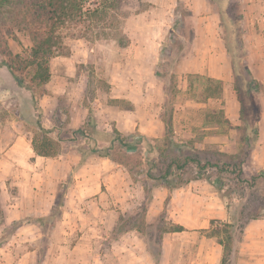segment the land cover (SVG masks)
Returning <instances> with one entry per match:
<instances>
[{
    "label": "rangeland",
    "instance_id": "374dc122",
    "mask_svg": "<svg viewBox=\"0 0 264 264\" xmlns=\"http://www.w3.org/2000/svg\"><path fill=\"white\" fill-rule=\"evenodd\" d=\"M94 1L85 4L83 14L74 24L60 29L62 48L50 58L49 81L33 91L39 105L47 110V119L60 126L50 136L57 140L55 133L59 131L58 136L64 141H57L58 149L63 152L39 158L36 169H29L30 175L24 172L16 178L0 177V182L6 184L0 191V238L11 228L12 221L24 220L13 232L5 233L6 239L0 240V264H207V253L212 254V246L217 242L216 237L207 236L201 228L209 229L211 219L226 221L228 208L239 213L241 221L247 219L248 213L264 209V149L249 152L242 163V181L230 167L219 172L208 166L200 179L174 189L170 199H165V188L156 189L155 202L151 201L145 215L149 225L145 242L135 231L113 238L110 232L120 214L133 212L142 202L139 180L132 179L126 167L143 155L149 156L147 146L136 136L135 146L112 151L122 164L90 161L79 168L73 164V150L83 145L82 140L79 137L73 144L67 143L76 128L67 126V122L92 101L95 111H99L101 127L111 129L117 125L129 139L143 134L165 153L189 154L221 164L232 159L221 152L242 156L244 144L240 137L245 132L244 123L251 119L252 105L241 108L242 120L236 130L225 108L228 97H236V85L227 86L204 73L186 72L184 63L204 66L208 58L201 57L202 54L213 52L216 47L210 39L215 22L211 14L203 13L207 6L196 4L199 0H119L104 18L92 15ZM222 5L219 2L221 11ZM11 9L0 6V158L16 139L25 153L34 132V127L17 113L18 94L24 90L15 74L3 64V41L13 53L22 56L31 45L27 34L12 28ZM223 9L220 35L226 38L238 68L244 71L241 28L239 20H232L241 13L240 4L238 0H228ZM205 18L209 20L201 22ZM193 26L197 28L194 40ZM186 50L194 55L183 62L181 55ZM165 81L173 82L168 84V90L174 141L180 147H170L163 136ZM241 97L238 100L243 103ZM121 107L128 110L122 118L116 116ZM68 150L72 151L65 154ZM150 157L156 159L157 167H163L169 158ZM195 175L187 173L188 177ZM218 176L222 179L219 191L213 183ZM19 180L26 185L14 184ZM60 184L65 189V201L59 208L55 198ZM240 203L242 207H237ZM55 206L63 212L59 218H55L56 212L42 225L31 221L48 214ZM74 213L78 215L73 217ZM179 223L184 231L162 232ZM44 230L48 231L47 246ZM239 236L235 264H264V216L248 220Z\"/></svg>",
    "mask_w": 264,
    "mask_h": 264
},
{
    "label": "trees",
    "instance_id": "16d2710c",
    "mask_svg": "<svg viewBox=\"0 0 264 264\" xmlns=\"http://www.w3.org/2000/svg\"><path fill=\"white\" fill-rule=\"evenodd\" d=\"M216 1L218 2V5L219 2L223 3V7H221L222 11L219 9L221 21L224 14L223 8L226 6L228 0ZM87 2H89V0H0V6L7 5L12 8V15L10 17L12 28L14 27L17 31L27 34L31 42L28 53L25 56H22L19 53H13L6 41H3L1 53L5 57L3 64L15 74V79L18 85L24 90V92L18 94L19 103L17 105V113L24 122L34 127V132L31 137V146L34 153L39 156H54L62 153L63 151L58 149L59 144L57 141L63 142L64 140L58 136L59 131L55 133V135H57V140L50 136L55 129L59 130L60 126L57 124L55 126L53 120H46L49 124L51 122V126L44 124L42 109L39 106L33 91L36 87L42 86L49 81L50 58L61 52L62 48L60 29L66 25L74 24L76 20L79 19L83 14V8ZM118 3L119 0H95L91 8L92 15L104 18L109 10H113L117 7ZM240 18L241 14L238 13L237 18L232 20L235 22L236 20H240ZM230 36H232V33H230ZM240 44L243 46L241 39ZM232 56L234 59V68L236 69L240 65L236 64V58L233 54ZM242 66L245 79L243 80L244 82L237 83L236 89L239 98L242 95V107L246 108L245 104L252 105L250 111L251 119L244 123L243 131L245 132L240 137V142L244 144V147L241 149L242 156L238 157L237 153L227 154L221 152L220 154L232 158L230 161L221 164L202 161L200 158L189 154L178 155L173 153L172 150H170L172 153H165L163 148L151 143L147 137H142L141 134H137L129 139L122 135L115 127H113L110 132L102 131L97 128L98 120L94 111V105L92 104V101L88 103V115L84 124L76 127L72 131L71 137L66 140L67 143L73 144V141H76L81 137V144L83 145L78 147L81 156L78 165H81L87 156L92 153L108 158L114 163L122 164V162L113 157L112 151L118 149L128 150L130 147L135 146L136 144L133 140L136 136L141 137L140 139H142L147 146L149 154L147 157L143 155L141 160L134 165L126 167L131 178L139 180L142 187L143 199L139 205L135 206L133 212L127 213L126 215L125 213L120 214L118 221L114 224L110 232V234L113 235V238H117L129 231H135L141 238H143V241L146 239V236L149 233V225L147 224L145 215L148 206L154 197L155 190L158 188L162 187L167 190L165 198L167 200L169 199L170 192L174 189L188 184L191 180L200 179V174H202L208 166L215 167L219 172L228 171V168L230 167L231 171L237 176L236 178L241 181L243 180L241 177L243 173L242 163L249 154V150L256 141L257 136L255 119L258 116V105L254 104L252 96H250V91L257 90L259 85L254 79L248 77L249 71L247 66ZM167 81L164 83L165 117L162 118L164 125L163 136L169 141L170 147H180V145L174 141L173 107L170 98L171 92L168 90V84H173V82L169 81L167 84ZM154 155H158L161 158H169L163 167H157L159 164L156 159H151L150 157ZM188 171L195 172L196 175L188 177ZM262 173L264 174V172ZM184 174L185 176H183ZM136 176H140V179L136 178ZM256 176L252 179L255 180ZM68 178H70L69 174ZM221 180V177L218 176L216 180L213 181L214 186L218 191L221 190L222 187ZM64 190V187L60 184L55 198V204L58 205L59 208L64 203ZM239 205H237V207H242V203ZM227 210L228 219L226 221L211 219L209 229L201 230L207 232V236L209 237H216V241L222 246L223 254L220 264H235L239 255L241 243V237L239 234L243 233L244 226L248 220L263 217L264 211L261 212L260 210L264 209L248 213V217L244 221L240 220L239 213L231 212L230 208ZM56 212L57 214L55 215L54 213ZM61 213L62 210L59 209L57 211L55 206L48 214L37 216L31 221L40 224L41 222L47 223L52 217H54V215L56 219L59 218ZM23 221L24 220L12 221L13 224L11 225V228L5 230L0 240L6 239L7 235H5V233H7V231L9 233L13 232ZM27 221L30 222V218H28ZM215 223L217 224L216 226H214ZM184 229V226L174 224L168 229H163L162 232H179ZM43 233L44 237H46V240L44 238V246H47L48 231L44 230Z\"/></svg>",
    "mask_w": 264,
    "mask_h": 264
},
{
    "label": "crops",
    "instance_id": "0c3cea01",
    "mask_svg": "<svg viewBox=\"0 0 264 264\" xmlns=\"http://www.w3.org/2000/svg\"><path fill=\"white\" fill-rule=\"evenodd\" d=\"M238 2L241 7V10H240L241 18L239 20V26L241 28L240 39L243 44V63L248 68V71H249L248 77L254 79L259 85V88L257 90L250 91V96H252L254 104L258 105V116L255 119L256 126H257V136H256V141L254 142V144L249 150L251 154V152H253V150L255 151V149L257 148L264 149V0H238ZM196 4H199L201 6H207V10L203 13L211 14V19L213 22H215L216 28L213 30V33L210 39L214 41V44L216 47L213 52L208 50L209 51L208 53L202 54L201 57L208 58L206 65L196 66L194 64H189L188 62V63H184L186 64L185 70L186 72H196V73L207 74V76L213 79L221 80L222 83H224L227 86L231 84L233 85V87H235V85H237L238 82L240 83L244 82L243 81L245 79L243 76L244 71H241L238 68L236 69L234 68V59H233L231 52L228 50L226 39L220 35V12L218 8V2L216 0H199V1H196ZM208 20L209 18H205V19H202L201 22L204 23L205 21H208ZM196 29L197 28L193 26L192 28V31L194 34L193 40L196 38ZM192 55H194L192 54V51L186 50L181 55V58L183 62H185L186 59ZM236 97L235 96L233 97V95L228 97L225 108H226V113L228 114V116L226 115L228 120L233 122L232 124L237 130L238 128L236 127L240 126L241 120H242L240 117L242 103L239 102L238 100L240 98H238L237 92H236ZM236 102H239V107ZM39 106L41 107V105ZM42 108L43 107H41V109ZM46 111L42 109V114L44 117V120H43L44 124L46 120L47 121L49 120L47 119L48 116L46 115L47 114ZM94 111H95V107H94ZM127 111L128 110L121 107L120 110H118L119 115H116V116L122 118L123 114L125 115L128 114V113H125ZM71 114H74V112H71ZM78 114H79L78 115L79 117L76 116L75 119L72 118V116L69 118L67 122V126H71V128L73 126L74 127L80 126L83 123V119L88 115V108H85V107L82 108ZM95 114L98 120L97 128L105 132L112 131L113 127L111 129L110 128L108 129V128L100 126L99 122H101V125H102V121L98 119V115H97L99 114L98 110L97 112L95 111ZM77 118H79L78 119L79 121H77ZM115 120L117 121V119ZM134 121L135 123H137L135 119ZM115 128L118 131L120 130L117 125ZM119 132L124 136L126 134L121 131ZM163 133H164V125H163ZM147 135L149 134L147 133ZM141 136L144 137L143 134H141ZM19 142H20L19 139L14 140L8 146V148L5 150V152L0 158V177L2 179L3 178H7V179L16 178L19 174H22L24 172H27L30 175L29 169H32V170L36 169L35 164L37 160L39 158L42 160L44 158H47L46 156L36 155L32 149L31 142H29L28 145L26 146L27 148L24 149L25 151L24 153L20 148ZM69 151L70 150L66 151L65 154L69 153ZM73 152H75V155H76V159L73 161V164L78 166L79 168H82L85 163L90 162V161L92 162L98 161L100 163L102 162L106 163L109 161L110 163H113L108 158H104V157L98 156L97 154L92 153L87 156V158L84 160V162L81 165H78L80 161V157H81L80 152L78 151V148L77 150H73ZM22 164L24 165V168L20 167L22 166ZM2 165L4 167H2ZM116 165H119V164L116 163ZM262 169L264 170V168ZM98 170L101 172V169H98ZM16 183L20 184V186L26 185V183H22L21 180H19L18 182H14V184ZM28 183H29V186L32 185V182L28 181ZM5 186L6 184L4 181L0 182V191H3ZM190 193L192 194V192ZM153 200L154 199L151 200L152 203L155 202V200L154 201ZM77 215L78 213H74L73 217H76ZM39 216H42V215H39ZM179 225L181 224L179 223ZM85 232L86 231H83V233ZM88 233H91V231H88ZM89 243L91 244V242ZM222 254H223V248L217 242L214 246H212V254L210 255L209 253H207L208 258L207 260L205 259V261L209 262L207 264H220Z\"/></svg>",
    "mask_w": 264,
    "mask_h": 264
}]
</instances>
